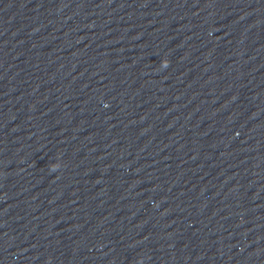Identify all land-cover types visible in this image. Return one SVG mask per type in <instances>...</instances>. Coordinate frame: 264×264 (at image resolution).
Here are the masks:
<instances>
[{
	"label": "clouds",
	"instance_id": "obj_1",
	"mask_svg": "<svg viewBox=\"0 0 264 264\" xmlns=\"http://www.w3.org/2000/svg\"><path fill=\"white\" fill-rule=\"evenodd\" d=\"M167 61L165 60V61H163V66L164 67H166L167 66ZM60 167V164L59 163H57V164H53L52 166H51V169L53 170V171H55L56 169H58Z\"/></svg>",
	"mask_w": 264,
	"mask_h": 264
}]
</instances>
